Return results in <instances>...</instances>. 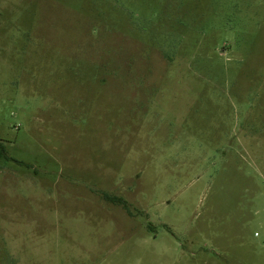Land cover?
<instances>
[{
  "label": "rangeland",
  "instance_id": "rangeland-1",
  "mask_svg": "<svg viewBox=\"0 0 264 264\" xmlns=\"http://www.w3.org/2000/svg\"><path fill=\"white\" fill-rule=\"evenodd\" d=\"M0 140V264H264V0H0Z\"/></svg>",
  "mask_w": 264,
  "mask_h": 264
},
{
  "label": "trees",
  "instance_id": "trees-1",
  "mask_svg": "<svg viewBox=\"0 0 264 264\" xmlns=\"http://www.w3.org/2000/svg\"><path fill=\"white\" fill-rule=\"evenodd\" d=\"M4 154H5V147L2 145V141L0 140V157L4 156ZM104 199L114 204L121 205L128 213H130L129 215H132L129 210L128 203L125 200L110 196H104Z\"/></svg>",
  "mask_w": 264,
  "mask_h": 264
},
{
  "label": "built area",
  "instance_id": "built-area-1",
  "mask_svg": "<svg viewBox=\"0 0 264 264\" xmlns=\"http://www.w3.org/2000/svg\"><path fill=\"white\" fill-rule=\"evenodd\" d=\"M255 236H256V237H259V234H258V233H256V234H255Z\"/></svg>",
  "mask_w": 264,
  "mask_h": 264
}]
</instances>
